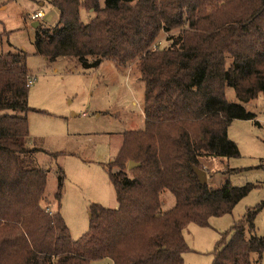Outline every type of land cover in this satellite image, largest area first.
<instances>
[{"label": "trees", "instance_id": "obj_1", "mask_svg": "<svg viewBox=\"0 0 264 264\" xmlns=\"http://www.w3.org/2000/svg\"><path fill=\"white\" fill-rule=\"evenodd\" d=\"M51 3L59 22L39 24L35 54L94 67L105 58L134 65L145 85V129L125 133L107 165L117 208L93 204L89 230L74 241L61 214L63 178L55 204L45 207L50 170L36 158L48 152L28 146V114L36 110L29 105L27 55H0V112H12L0 118V264H184L185 228L231 213L254 188L201 185L195 168L203 169L208 157L240 156L228 127L255 115L228 102L226 88L242 103L264 94V0ZM161 33L167 34L164 48ZM131 161L140 167L129 171ZM260 208L235 225L212 264L262 257L264 236L253 223Z\"/></svg>", "mask_w": 264, "mask_h": 264}, {"label": "rangeland", "instance_id": "obj_2", "mask_svg": "<svg viewBox=\"0 0 264 264\" xmlns=\"http://www.w3.org/2000/svg\"><path fill=\"white\" fill-rule=\"evenodd\" d=\"M52 1L0 0V55L20 51L27 55L29 75L35 78L29 105L36 110L28 114V146L48 152H40L36 158L37 165L50 170L44 206L55 204L54 194L62 177L61 214L77 241L89 230L93 204L116 208L107 165L120 150L125 133L145 129V85L134 65L119 67L110 58L94 67L75 58L48 61L36 55L39 26L34 24L53 28L59 22L60 14ZM38 11H43L44 17L31 20ZM81 17L87 21L90 15L82 9ZM165 38L167 34L161 33L160 48L167 47ZM226 98L253 113L255 119L234 120L228 127V138L239 147V157H208L201 164L208 173L209 186L230 183L254 188L231 213L209 219L207 226L191 223L185 228L189 250L183 256L184 264H212L217 252L231 240L235 225L258 207L253 223L256 234L264 236V94L242 103L227 87ZM6 114L12 112L2 111L0 118ZM53 153L59 154L56 159ZM166 204H173V199L167 198ZM250 237L248 231L246 239ZM251 258V264H264V254L259 258L254 253Z\"/></svg>", "mask_w": 264, "mask_h": 264}, {"label": "water", "instance_id": "obj_3", "mask_svg": "<svg viewBox=\"0 0 264 264\" xmlns=\"http://www.w3.org/2000/svg\"><path fill=\"white\" fill-rule=\"evenodd\" d=\"M34 26L38 27L39 23H35ZM137 167H140V164L136 163L134 161H131L129 163L128 170L131 171V170H133L134 168H137ZM195 173L198 176L201 185H206L208 183V174H207L206 171H204L203 169L195 168Z\"/></svg>", "mask_w": 264, "mask_h": 264}, {"label": "built area", "instance_id": "obj_4", "mask_svg": "<svg viewBox=\"0 0 264 264\" xmlns=\"http://www.w3.org/2000/svg\"><path fill=\"white\" fill-rule=\"evenodd\" d=\"M43 17H44V12H43V11H38V12L32 14V15L30 16V19L33 20V21H36V20H40V19H42ZM34 81H35V78H33V77H29V78H28L27 86H28V87H31V86L33 85ZM49 214H51L50 211H49Z\"/></svg>", "mask_w": 264, "mask_h": 264}, {"label": "crops", "instance_id": "obj_5", "mask_svg": "<svg viewBox=\"0 0 264 264\" xmlns=\"http://www.w3.org/2000/svg\"><path fill=\"white\" fill-rule=\"evenodd\" d=\"M118 152H119V151H118ZM118 152H117V153H118ZM117 153L113 156V158L116 157ZM62 202H63V200H62ZM115 204H116V208H117V203H115ZM169 205H170V204H169ZM116 208H115V209H116ZM61 210H62V204H61ZM104 261H107V260H104ZM102 262H103V261H102ZM110 264H113V262L111 261Z\"/></svg>", "mask_w": 264, "mask_h": 264}]
</instances>
